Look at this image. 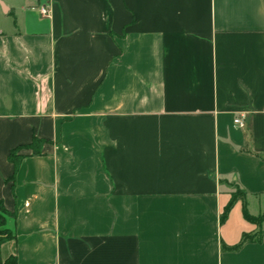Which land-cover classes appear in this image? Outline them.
<instances>
[{
  "label": "crops",
  "instance_id": "1",
  "mask_svg": "<svg viewBox=\"0 0 264 264\" xmlns=\"http://www.w3.org/2000/svg\"><path fill=\"white\" fill-rule=\"evenodd\" d=\"M237 189L264 212V0H0L1 264H264Z\"/></svg>",
  "mask_w": 264,
  "mask_h": 264
},
{
  "label": "trees",
  "instance_id": "2",
  "mask_svg": "<svg viewBox=\"0 0 264 264\" xmlns=\"http://www.w3.org/2000/svg\"><path fill=\"white\" fill-rule=\"evenodd\" d=\"M44 143H45L44 141H39L37 139H34L32 144H30L28 146H22V147H19L17 149H14L13 151H11V153L9 155V161L14 165L15 173L18 171L20 164L23 161V157L20 155V153L23 150H31V151H33V153L35 155H40V153H41L40 146ZM238 201L243 202V206H244L243 207V213H244L245 219L248 222L257 225L259 228V232L254 236L244 235L241 242L239 243V245H237L236 247L231 249L232 251H235V252L240 251L248 243L260 242L262 237H263V231L261 230V228H262V225L264 223V212L256 218L251 217L248 214L247 209H246V194L244 192H242L240 189H237L235 192L232 193L231 200H230L228 206L226 207L223 218H222L223 221L227 219L229 213L231 212V210L233 209V207L235 206V204ZM3 212H4V209L0 205V227H2L4 225V219L2 217ZM11 239H12V237L10 235H8V233H3V234L0 233V243H3L4 241L11 240ZM0 264H1V262H0ZM4 264H18V262H17V259L15 257H11Z\"/></svg>",
  "mask_w": 264,
  "mask_h": 264
},
{
  "label": "built area",
  "instance_id": "3",
  "mask_svg": "<svg viewBox=\"0 0 264 264\" xmlns=\"http://www.w3.org/2000/svg\"><path fill=\"white\" fill-rule=\"evenodd\" d=\"M40 14L43 16V17H48L49 14H50V10L48 7L44 6V7H41L40 10H39ZM237 125L243 127V123L241 120H237L235 122Z\"/></svg>",
  "mask_w": 264,
  "mask_h": 264
},
{
  "label": "rangeland",
  "instance_id": "4",
  "mask_svg": "<svg viewBox=\"0 0 264 264\" xmlns=\"http://www.w3.org/2000/svg\"><path fill=\"white\" fill-rule=\"evenodd\" d=\"M0 228H1V227H0ZM0 233L3 234V233H6V232H5V231H1Z\"/></svg>",
  "mask_w": 264,
  "mask_h": 264
}]
</instances>
